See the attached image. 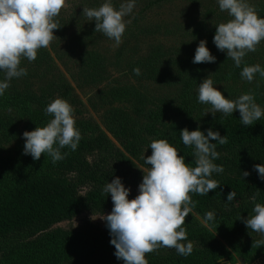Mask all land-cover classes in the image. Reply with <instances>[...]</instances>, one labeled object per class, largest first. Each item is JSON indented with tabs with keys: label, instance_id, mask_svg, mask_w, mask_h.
Listing matches in <instances>:
<instances>
[{
	"label": "trees",
	"instance_id": "1",
	"mask_svg": "<svg viewBox=\"0 0 264 264\" xmlns=\"http://www.w3.org/2000/svg\"><path fill=\"white\" fill-rule=\"evenodd\" d=\"M165 1L137 0L132 21L126 26L122 37L135 42L127 52L123 49L111 55L100 48L92 47L89 50L88 46L93 44L92 38L96 34L103 36L99 32L91 31L90 35L71 39L68 53L77 58L70 76L81 87L91 86L106 78L113 67L135 80L159 82L169 79L170 84L178 86L181 94L176 105L161 106V112H147L144 93L131 84L112 87L105 93L111 99L107 103H116L125 108L113 107L108 111V129L131 150L137 148L134 150L136 152H143L149 144L142 131L149 132L152 134L149 139H166L175 146L178 154L185 156L187 163L192 160V148L180 140L181 129L187 127L195 130L200 127L203 131L212 128L222 136H227V142L217 144L216 149L220 155L214 162L224 168L222 173L212 175L219 184L218 188L210 190L208 195L190 194L195 207L185 217L182 226L186 229L187 240L193 244L192 253L185 257L178 255L174 249L160 247L146 254L148 264H214L226 253L222 241L241 256H245L244 251L251 248H260L263 251L260 253L264 255V245L254 243L256 237H253L257 233L238 219L251 214L253 196L256 197L255 202L264 204V181L258 178L253 169V165L257 164L256 154L264 150V118L246 127L241 124L238 111L229 116H204L202 113L205 108H199L196 100L202 75L211 63H192L195 49L200 40H206V46L216 59L220 55L227 57L213 44V36L214 24L226 22L230 17L226 12H221L213 0L205 4L200 0H192V3L204 5L205 9L194 30L183 25L153 23L149 17L151 11L161 9ZM113 4L118 6V0H113ZM93 25L95 27V23ZM183 37L186 41L191 38V41L183 44ZM263 55L264 48H259L247 53L243 59L249 65L259 63L264 67ZM21 66L27 69V75L10 81L9 88L0 96V106L24 113L28 122L25 131H31L36 126L45 125L50 119L45 116L43 109L55 98L56 93L70 100L76 97L72 95L73 88L65 77L54 70L47 48L39 49L36 59L31 62L22 59ZM137 67L141 73L139 76L133 73ZM240 71L241 68H231L232 74L237 75ZM258 99L264 107V96ZM129 104L135 116L126 110ZM75 126L81 133V140L75 151L68 148L61 150L62 153L67 150V155L56 173L33 176L34 171H38L41 166L52 165V161L50 157L45 161L47 156L42 155L39 160H33L31 155L24 154V141L15 155L0 157V178L9 177L17 171L21 174L16 183L8 184V189L0 197V264L12 263V255L17 253L16 250L27 248L32 251L39 249L36 252L40 254L32 256L43 257L46 264H123L114 255L115 248L110 244L108 229L85 225L79 229L56 228L47 231L52 225L72 219L86 210L93 209L101 214L111 211V197L101 194L102 186L117 176L123 183L127 179L121 177L127 168L126 160L121 161V168L118 166L111 170L109 164L111 171H105V165L110 160L106 155L111 158L116 156L111 142L99 133V126L89 120L75 121ZM91 157L93 162L89 160ZM242 165H245L244 171L250 173L247 177L233 174ZM24 167L30 170L25 172ZM127 175L132 174L130 172ZM85 185L91 187L82 196L80 187ZM230 191H234L236 196L227 202V193ZM207 211L215 214L214 222L208 223L213 231L197 218L202 219ZM31 239L34 240L29 241Z\"/></svg>",
	"mask_w": 264,
	"mask_h": 264
},
{
	"label": "clouds",
	"instance_id": "2",
	"mask_svg": "<svg viewBox=\"0 0 264 264\" xmlns=\"http://www.w3.org/2000/svg\"><path fill=\"white\" fill-rule=\"evenodd\" d=\"M136 2L120 0L115 6L113 0H102L97 7L84 6L81 15L89 22L94 21V32L102 33L116 48L122 43L130 23L125 17L133 13ZM216 3L230 19L214 24L213 44L226 53L236 68H241L242 80L252 83L257 75L264 78V67L259 63L249 65L243 59L264 41V17L257 15L249 0H216ZM66 7L68 0H0V96L5 94L12 79L27 75V69L21 66L22 59L35 60L37 51L49 45L53 30L58 28L55 17ZM206 45V40L199 41L192 63L215 62L216 57ZM133 73L141 74L138 67ZM196 100L210 106L205 115L229 116L238 111L239 120L246 127L264 118V107L256 102L251 91L234 99L225 97L214 86L210 74L200 81ZM43 111L50 119L45 125L22 133L23 153L31 155L33 160H39L42 155L50 157L55 164L67 155L61 149H77L81 133L75 126L73 108L64 98L51 100ZM179 136L185 146L192 148L190 162L186 163L185 156L179 155L176 147L166 139H152L145 149L150 148L151 155L145 156L144 152L141 156L144 164L150 167L140 168L143 177L134 198L129 199L131 189L118 176L102 186L101 194L110 195L113 207L110 213L91 215L90 219L105 221L110 244L115 248L114 255L123 264H148L146 254L160 247L174 249L185 257L193 251V244L187 240L186 229L182 226L195 207L190 194L208 195L210 190L218 188L212 175L222 173L224 168L214 162L220 155L216 149L217 144L227 142V136L212 128L202 131L200 127L195 130L185 127ZM253 169L264 181V163L254 164ZM249 174V171H242L243 177ZM235 196L234 191L228 192L226 201L231 202ZM251 199L254 204L251 214L238 219L260 234L262 238L254 243L264 245V204L255 202V196ZM214 220V212L207 211L201 222L207 225Z\"/></svg>",
	"mask_w": 264,
	"mask_h": 264
},
{
	"label": "rangeland",
	"instance_id": "3",
	"mask_svg": "<svg viewBox=\"0 0 264 264\" xmlns=\"http://www.w3.org/2000/svg\"><path fill=\"white\" fill-rule=\"evenodd\" d=\"M213 1L216 2V0ZM119 2L120 0H118V3ZM200 2H202V4L208 2L212 3L211 0H200ZM100 3H102V0H68V7L62 8L59 15L55 17V23L57 24L58 28L53 30V39L46 48L51 54L54 70L58 71L63 75V77H65V79L73 88L72 95L76 97L75 99L70 100L64 98L60 93H56L55 98L62 97L67 100L73 108L75 121L89 120V122L92 124H96L99 126V133L101 132L104 134L111 142L112 146L114 147L113 154L116 157L111 158L109 155H106V157L110 159L108 161L109 163L107 162L105 165L106 172H110L118 166L120 167L121 161H127V168L125 169L124 176L121 177H123L124 180L126 178L129 179L125 180L124 185L131 189L129 199H132L138 194V185L142 181L143 171L140 168L147 170V168L150 167L149 165L144 164V161L141 158L142 153L145 152V156L151 155V149L149 148L145 151L147 148L145 147L143 152L134 151L137 150V148L131 150L130 146L127 147L121 143L120 139L118 140L112 131L108 129V111L113 109V107L122 109L125 108L123 106H119L116 103L113 105L107 103L111 102V99L107 97L105 93H107L112 87L131 84L137 87L140 92L142 91L144 93L147 112H161L164 105H176V101L178 100L181 92L178 89V86L170 84L169 79H163L159 82L148 80L139 81L133 79L132 77H126L125 75H122L113 67L110 68V74L95 85L81 87L77 82L72 80L70 74L73 71L77 57L74 58L72 54L70 55L68 53L71 39L77 38L81 35H90L91 31H94L93 24L95 22L87 21V19L81 14L84 6L97 7ZM249 3L255 8L259 17H264V0H249ZM203 6L204 5L196 4L195 2L192 3V0H167L165 3H163V7L161 9H153L149 17L153 23H165L166 25L174 26L183 25V27H190L191 30H194L203 17L202 13L205 12ZM132 18L133 13L128 17H125L126 20H130V23ZM130 23H128L127 26ZM92 39L93 44L88 46L89 50H91L92 47L100 48L105 52H110L111 55H115L117 51L123 49L125 51L130 50L132 46L135 45L134 41L130 42L127 39L122 38V43L120 46L113 48V41L104 35L101 36L100 34H96V36ZM189 40L191 41V38L187 39V41ZM187 41L183 37V44ZM143 48L144 45L142 49ZM259 48H264V41H261L257 45L256 50ZM223 55H226V53L224 52ZM217 58L219 59H216L215 62L207 66V70H205V73H203L201 80L210 74V78L213 80L214 86H216L223 93V95H225V97L229 96V98L232 99L236 98L242 93L251 91L256 102L261 105L260 99L258 98L264 96V78H261L259 75H257L253 82L249 83L245 80H242L240 74L235 75V73H231V68L234 67L233 61L231 59H227V57H225L227 59L226 61L224 56L221 55ZM105 97L107 98L106 100L103 99ZM197 105L199 108L203 106L205 110L210 107L209 105L200 104L198 102ZM2 106L3 105L0 106V157L5 158L7 156L15 155L17 148L23 144L22 141H24V139L22 137V133L25 131V126L28 122L26 115L21 111H18L15 108ZM129 106L130 104L126 106L128 107L126 110L132 113L131 109H129ZM205 110L202 113L203 115H205ZM132 115L135 116L134 113H132ZM205 116L211 117L212 114L209 113ZM135 118H137V116ZM146 121H148V118L145 119V122ZM142 123L144 124L143 120ZM142 134L148 139L146 142L150 143L151 139L149 138H152V134L149 132L146 133L144 131H142ZM256 156H258L257 164L264 163V150L257 153ZM47 158L49 157H46L44 160L46 161ZM117 158L120 159L117 160ZM65 159L63 158L60 160V163L57 161L55 164L52 163V165L41 166L38 171H32L34 173L32 175L35 176V174L44 175L56 173L59 170L60 164L63 163ZM89 160L93 162L92 157L89 158ZM109 164H111V170L109 169ZM244 167L245 165H242V168L237 169V171L233 172V174L243 177L242 171H244ZM23 169L25 172L30 170H26V167ZM126 170H128V173L131 172L132 175H127L128 173H126ZM228 174L231 173L228 172ZM20 175V172L17 171L9 177L5 176L0 178V197L3 196L4 192L8 189V184L12 185L13 183H16L19 180ZM256 175L258 176L257 172ZM109 177H112V173ZM90 187V185L80 187V194L85 196L90 190ZM110 212L111 211L101 214L99 211H95L93 209L86 210L72 219L61 221L52 225L47 231H52L56 228L79 229L85 225H92L101 230H107L105 221L101 220L100 218L92 220L90 217L91 215L100 216ZM197 218L202 221V219H200L198 216ZM204 226L207 229L213 231V229L209 227L208 224H204ZM255 237L256 239L260 238V234L257 233L253 239ZM256 239L254 240L256 241ZM32 240L34 239L29 241ZM222 242L226 246V253L220 256L214 264H264V255L260 253L263 252L260 248L257 250L253 248L247 249L246 252L244 251L245 256H241L229 246H227L224 241ZM38 250L39 249H35L32 251L30 248L16 250L17 253L12 255V260L14 261L10 264H46L43 257L35 258L32 256L35 253L40 254L36 252Z\"/></svg>",
	"mask_w": 264,
	"mask_h": 264
}]
</instances>
